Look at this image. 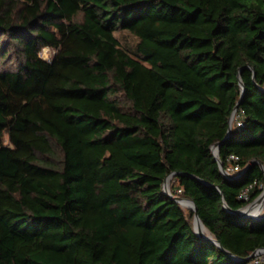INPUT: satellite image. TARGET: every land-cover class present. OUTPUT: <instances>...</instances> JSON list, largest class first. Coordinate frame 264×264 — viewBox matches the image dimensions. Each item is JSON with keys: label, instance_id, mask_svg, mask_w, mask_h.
<instances>
[{"label": "trees", "instance_id": "trees-1", "mask_svg": "<svg viewBox=\"0 0 264 264\" xmlns=\"http://www.w3.org/2000/svg\"><path fill=\"white\" fill-rule=\"evenodd\" d=\"M0 60V264H246L264 246V216L225 207L260 195L261 164L230 178L214 151L234 174L264 164V0H0ZM171 173L239 260L197 234Z\"/></svg>", "mask_w": 264, "mask_h": 264}, {"label": "water", "instance_id": "water-1", "mask_svg": "<svg viewBox=\"0 0 264 264\" xmlns=\"http://www.w3.org/2000/svg\"><path fill=\"white\" fill-rule=\"evenodd\" d=\"M241 85H242V90H243V93H244V91H245V83H244V81H243V79H241ZM238 108H239V104L235 107V109H234V113L232 114V116H231V119H230V126H229V128H230V130H229V132H228V135L226 136V137H229L230 135H231V133H232V130H233V118H234V116H235V114H236V111L238 110ZM220 143H216L215 145H214V151H215V154H216V158H217V160H218V162H220V165H221V169H222V172L225 174V176H228V177H230V178H238V177H240V176H242L249 168H250V166L253 164V163H260L261 164V167H262V169L264 170V164L261 162V161H258V160H253V162L252 163H250L241 173H239V174H233V173H231V172H229L227 169H225V167H224V163L222 162V160H221V158L219 157V147H220V145H219ZM174 175V173H171V174H169L166 178H165V183H164V191H165V193H167V194H169V195H171V196H173L175 199H176V201H178L179 203H181V204H183V201L184 200H188L189 202H190V208L194 211V213H195V219H194V229L196 230V232H197V234L199 235V236H201V237H203V238H205V239H208V240H210V241H213L214 243H216L217 245H220L222 248H224L221 244H220V242L218 241V239H217V237L215 236V235H211V236H209V235H206V234H204V233H201L198 229H196V223H197V221L198 222H201V223H203V221H202V219H201V217H200V214L198 213V211H197V205H196V202H195V200H192V199H190V198H186V197H183V196H179V195H177V196H174V195H172V193H171V191L169 190V186H170V184H168L169 182V180L171 181V178H172V176ZM263 196H264V186H263V190L260 192V195L254 200V201H252L251 203H250V207H249V209H245V206L243 207V208H241V209H238V210H233L230 206H229V204L228 203H226L225 204V207L226 208H228V210H230V211H232V212H236V213H238L239 215H241V216H246V217H252V218H261V217H263L264 216V213H262L261 215H255L254 214V211L256 210V208L257 207H259L260 206V204H261V201H262V199H263ZM263 207V206H262ZM224 250H225V252L227 253V254H230L231 256H233V258H235V259H240L238 256H236L231 250H229V249H225L224 248Z\"/></svg>", "mask_w": 264, "mask_h": 264}, {"label": "rangeland", "instance_id": "rangeland-1", "mask_svg": "<svg viewBox=\"0 0 264 264\" xmlns=\"http://www.w3.org/2000/svg\"><path fill=\"white\" fill-rule=\"evenodd\" d=\"M115 34H116L121 46L128 48V50H130L134 54V52L136 51L137 37L134 34H132L130 31L123 30V29L117 30ZM11 47L12 46H9L10 50H11ZM12 53H14V52H12ZM54 53H55L54 50L50 49L49 47H44L41 49L40 54L43 58L50 60L52 58V56L54 55ZM1 63H2V60H0V64ZM4 63H6L5 64L6 67L14 68V67L18 66L19 60L15 54H10V56L7 58V60ZM8 140H9V136L7 134H5V141L7 142ZM169 184H170L169 190L171 191L172 185L174 184V181L172 180V178H171V181ZM263 186H264V184H263ZM181 205L185 209L186 213H188L189 209H191L190 207H185L183 204H181ZM261 211H262V213H264V205H263ZM194 219H195V217L193 218V223H194ZM208 235L213 236V233L209 231Z\"/></svg>", "mask_w": 264, "mask_h": 264}, {"label": "built area", "instance_id": "built-area-1", "mask_svg": "<svg viewBox=\"0 0 264 264\" xmlns=\"http://www.w3.org/2000/svg\"><path fill=\"white\" fill-rule=\"evenodd\" d=\"M233 123L236 124L237 126L241 127V125L244 124V113L243 111L238 112L236 111V114L233 118ZM229 159L235 162H238L239 160V156L236 154H230L229 155ZM229 172L233 173L236 171H240L242 168L240 165L235 164L230 166L229 168H226ZM257 180H255L254 182L250 183L247 187H245L243 189V191L241 192V198H244L245 200H249L250 199V192L255 188V186L257 185ZM180 191V190H179ZM251 203V202H250ZM250 203H248L245 206V209H249L250 207ZM244 261H246V264H264V246H261L260 248H257L256 250H254L249 256H247Z\"/></svg>", "mask_w": 264, "mask_h": 264}, {"label": "bare ground", "instance_id": "bare-ground-1", "mask_svg": "<svg viewBox=\"0 0 264 264\" xmlns=\"http://www.w3.org/2000/svg\"><path fill=\"white\" fill-rule=\"evenodd\" d=\"M168 182L170 183V180H169ZM169 183H168V184H169ZM183 205H184L185 207H190V202H189L188 200H184V201H183ZM263 205H264V196H263V199H262V201H261L260 206L257 207L256 210L254 211V214H255V215H261V213H262L261 209H262V206H263ZM196 229H198L201 233H204V234H206V235H208V233H209V230L205 227V225H204L203 223H201V222H198V221H197V223H196ZM209 236H210V235H209Z\"/></svg>", "mask_w": 264, "mask_h": 264}]
</instances>
